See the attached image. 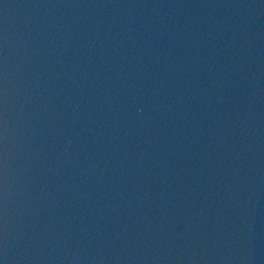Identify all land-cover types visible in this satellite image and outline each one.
I'll return each mask as SVG.
<instances>
[{"label":"water","instance_id":"obj_1","mask_svg":"<svg viewBox=\"0 0 264 264\" xmlns=\"http://www.w3.org/2000/svg\"><path fill=\"white\" fill-rule=\"evenodd\" d=\"M0 264H264V0H0Z\"/></svg>","mask_w":264,"mask_h":264}]
</instances>
